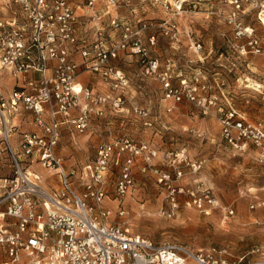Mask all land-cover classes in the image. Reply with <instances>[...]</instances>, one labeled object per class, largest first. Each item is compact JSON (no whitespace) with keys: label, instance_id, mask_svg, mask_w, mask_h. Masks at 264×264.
Returning <instances> with one entry per match:
<instances>
[{"label":"built area","instance_id":"obj_1","mask_svg":"<svg viewBox=\"0 0 264 264\" xmlns=\"http://www.w3.org/2000/svg\"><path fill=\"white\" fill-rule=\"evenodd\" d=\"M156 8L162 14L153 15ZM195 13L232 25V46L242 54H264L261 38L243 25L252 14L263 20L264 0H0L3 264H264V243L234 255L228 247L154 240L116 221V214H126L123 207L114 213L107 206L109 182L115 180L117 197L125 196L139 157L141 171L165 184L184 176L178 164L197 173L205 161L171 152L172 175L153 164L158 150L126 135L101 139L87 163L68 164L58 153L65 128L86 134L95 119L122 116L132 91L128 70L137 64L143 76L159 81L163 100L190 102L203 115H215L222 140L236 154L254 147L264 162V120L248 119L198 60L189 61L197 71L187 75L181 60L160 52L166 40L180 51L186 36L200 53L203 42L183 27ZM193 202L209 213L203 197ZM260 206L263 201L251 208ZM176 210L165 213L173 217ZM225 212L232 216L235 209Z\"/></svg>","mask_w":264,"mask_h":264},{"label":"rangeland","instance_id":"obj_2","mask_svg":"<svg viewBox=\"0 0 264 264\" xmlns=\"http://www.w3.org/2000/svg\"><path fill=\"white\" fill-rule=\"evenodd\" d=\"M153 12L162 14L157 8ZM189 16L183 27L186 25L203 42L200 53L189 48L186 36L180 51L170 48L166 40L160 52L181 60L182 71L187 75L197 71L187 66L189 61L198 60L202 63L198 68L212 80L218 78L221 86L224 83L222 87L229 100L248 119L264 120V54H255L250 49L242 54L236 50L232 46L236 40L234 29L229 23L204 13ZM257 17L250 15L243 25L252 27L264 46V18L261 21ZM246 41L243 38L239 43ZM129 71L132 91L126 110L118 118L108 115L94 120L93 124L102 129L100 137L126 135L137 143H149L158 150L153 164L172 175L175 168L171 152H183L189 160L205 162L197 173H192L185 164H178L184 176L168 185L160 183L153 172H142L140 165L144 161L139 157L133 169L134 184L125 196L117 197L113 191L115 180L109 182L107 206L114 213L120 206L127 211L123 216L116 214V221L125 222L134 232L154 240H177L192 247H228L234 255L263 244L264 206L251 208L252 204L264 202V162L256 149L236 154L222 140L221 125L215 115H203L190 102L163 100L158 80L143 76L137 64ZM72 135L63 137L59 149L66 162L72 156L79 163L92 159L99 141L97 135ZM181 186L183 191L178 190ZM207 194L217 204L208 203ZM195 197H203L209 213L193 202ZM174 205L176 214L169 217L165 211ZM226 206L234 208L235 214L229 216Z\"/></svg>","mask_w":264,"mask_h":264},{"label":"crops","instance_id":"obj_3","mask_svg":"<svg viewBox=\"0 0 264 264\" xmlns=\"http://www.w3.org/2000/svg\"><path fill=\"white\" fill-rule=\"evenodd\" d=\"M130 70V69H129ZM128 70V72H129V74H130V71ZM93 126H94V130L93 131H91V132H89V135H97V139L99 140L98 142H100L101 141V139H103L102 137H100V134L102 133V129H101V127L99 126V125H94L93 124ZM72 134H76V133H71V132H69V130L68 129H64V131H63V135H62V139H63V137H65L66 135H68V136H71V137H73V135ZM99 137L101 138V139H99ZM62 139H61V142H60V145H59V148H58V153L61 155L62 153L59 151V149H60V147H61V143H62ZM98 142H97V144H98ZM97 144H95V147H96V145ZM62 156V155H61ZM70 160H75L74 159V156H72L71 157V159H69V160H67V162L68 161H70ZM91 159H89V160H86L85 162H80V163H87V162H89ZM76 162V160L75 161H73L72 163H75ZM69 164H71V163H69ZM40 170H41V168H40ZM42 171V170H41ZM53 179H55L56 181H57V177L56 176H53ZM108 205H109V203H108ZM5 260H7V256L4 254H2V255H0V264H3V262L5 261Z\"/></svg>","mask_w":264,"mask_h":264}]
</instances>
